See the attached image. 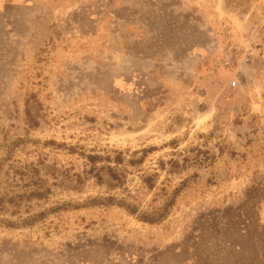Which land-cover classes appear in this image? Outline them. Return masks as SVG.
<instances>
[{"label": "rangeland", "instance_id": "1", "mask_svg": "<svg viewBox=\"0 0 264 264\" xmlns=\"http://www.w3.org/2000/svg\"><path fill=\"white\" fill-rule=\"evenodd\" d=\"M0 264H264V0H0Z\"/></svg>", "mask_w": 264, "mask_h": 264}]
</instances>
